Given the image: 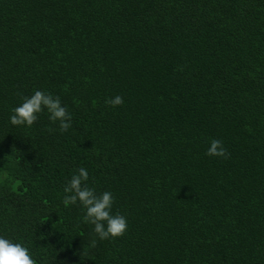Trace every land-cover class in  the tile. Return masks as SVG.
Wrapping results in <instances>:
<instances>
[{
	"label": "trees",
	"instance_id": "obj_1",
	"mask_svg": "<svg viewBox=\"0 0 264 264\" xmlns=\"http://www.w3.org/2000/svg\"><path fill=\"white\" fill-rule=\"evenodd\" d=\"M37 90L67 132L10 123ZM81 167L123 236L63 203ZM0 237L36 264H264V0H0Z\"/></svg>",
	"mask_w": 264,
	"mask_h": 264
},
{
	"label": "clouds",
	"instance_id": "obj_2",
	"mask_svg": "<svg viewBox=\"0 0 264 264\" xmlns=\"http://www.w3.org/2000/svg\"><path fill=\"white\" fill-rule=\"evenodd\" d=\"M112 107L123 104L122 96H115L105 101ZM44 110L49 114V120L59 122L61 133L67 132L71 125V115L66 107L62 106L60 98L37 90L30 97H25L22 104L13 109L10 116V123L14 126L31 127L38 119V115ZM207 156L229 158L230 154L223 146V142L212 139L207 149ZM88 180L87 169L81 167L72 175L67 185L64 187L63 203L76 205L79 203L83 210V220L94 226V233L99 240L115 239L123 236L127 231V220L119 213H112L114 203L113 194L104 191L99 195L85 183ZM92 246H96V240L92 241ZM0 264H36L29 253V250L20 243L0 237Z\"/></svg>",
	"mask_w": 264,
	"mask_h": 264
}]
</instances>
